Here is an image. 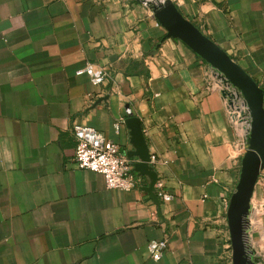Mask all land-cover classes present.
Instances as JSON below:
<instances>
[{
  "label": "crops",
  "instance_id": "0c3cea01",
  "mask_svg": "<svg viewBox=\"0 0 264 264\" xmlns=\"http://www.w3.org/2000/svg\"><path fill=\"white\" fill-rule=\"evenodd\" d=\"M171 1L264 90V0ZM87 65L101 83L78 73ZM217 82L140 0H0V264H231L226 212L248 128ZM74 123L132 163L149 154L173 199L154 201L149 175L108 189L78 168ZM163 238L153 260L147 244Z\"/></svg>",
  "mask_w": 264,
  "mask_h": 264
},
{
  "label": "water",
  "instance_id": "95a60500",
  "mask_svg": "<svg viewBox=\"0 0 264 264\" xmlns=\"http://www.w3.org/2000/svg\"><path fill=\"white\" fill-rule=\"evenodd\" d=\"M150 7L154 18L166 35L181 40L204 59L223 80L242 95L249 115L245 150L240 160L239 177L230 196L226 212L231 246V264H257L248 237V217L251 197L261 170L264 168V90L236 61L207 37L179 11L171 0H140ZM223 98L227 92L220 90ZM133 163L139 175H149L152 181L143 187L154 201L153 184L157 180L151 169L150 155L144 154Z\"/></svg>",
  "mask_w": 264,
  "mask_h": 264
},
{
  "label": "built area",
  "instance_id": "2783aa9c",
  "mask_svg": "<svg viewBox=\"0 0 264 264\" xmlns=\"http://www.w3.org/2000/svg\"><path fill=\"white\" fill-rule=\"evenodd\" d=\"M78 73H86L93 85L101 83L104 79L103 74L94 73L89 65L79 70ZM217 81H219L217 82V87L220 90L228 91V89H231L240 94L236 88L218 75ZM245 112L247 113V110ZM247 123L249 125V122ZM114 128L118 130V125H115ZM71 132L75 138L73 161L78 168L101 174L108 189L132 190L141 185L140 175L135 173L136 171L133 167L134 162L132 163L130 158L120 152L115 142L107 139L94 127L81 123H74ZM151 159L152 157L150 156V162ZM260 180L264 185V168L257 179V181ZM153 193L158 200L160 199L164 202H169L173 199V196L164 190L163 183L158 178L153 184ZM166 246V238L150 240L147 244V249L153 260H159Z\"/></svg>",
  "mask_w": 264,
  "mask_h": 264
},
{
  "label": "rangeland",
  "instance_id": "374dc122",
  "mask_svg": "<svg viewBox=\"0 0 264 264\" xmlns=\"http://www.w3.org/2000/svg\"><path fill=\"white\" fill-rule=\"evenodd\" d=\"M227 92V94H232L231 92L235 93V97L239 98L240 101L242 100V95L241 94H238L237 92H234L233 90L231 89H228L225 90ZM241 96V97H240ZM243 108L246 110L244 104L242 103ZM235 122V121H234ZM243 122L244 123H247L249 122V118H248V115L246 112H244L243 114ZM236 123V122H235ZM237 124V123H236ZM239 125V124H237ZM245 126V125H244ZM243 126V127H244ZM241 127V126H240ZM242 130L244 131V129L242 128ZM257 183V182H256ZM256 186V185H255ZM255 190V188H254ZM252 205L254 206H257L259 207V213L257 215V218L258 220L262 221V227L264 228V197L262 199V197H260V195H258V193L254 194V191H253V194H252V197H251V201ZM252 214V211L250 212ZM249 221V220H248ZM247 231L250 233L251 235V238H250V246L252 248V250L255 252L256 250L258 252H262V250L264 249V245H263V241H262V236H261V229H259L258 227H256L255 225L254 226H251L248 224V229ZM230 253H231V246H230ZM231 263V261H230Z\"/></svg>",
  "mask_w": 264,
  "mask_h": 264
},
{
  "label": "bare ground",
  "instance_id": "6f19581e",
  "mask_svg": "<svg viewBox=\"0 0 264 264\" xmlns=\"http://www.w3.org/2000/svg\"><path fill=\"white\" fill-rule=\"evenodd\" d=\"M226 82H228V81H226ZM235 92H236V91H235ZM242 103L244 104V106H245V108H246V105H245L243 99H242ZM247 128H248V123H247ZM248 219H249V217H248Z\"/></svg>",
  "mask_w": 264,
  "mask_h": 264
}]
</instances>
